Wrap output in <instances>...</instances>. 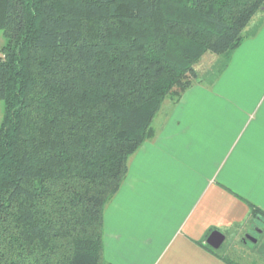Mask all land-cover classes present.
<instances>
[{
	"label": "trees",
	"instance_id": "trees-1",
	"mask_svg": "<svg viewBox=\"0 0 264 264\" xmlns=\"http://www.w3.org/2000/svg\"><path fill=\"white\" fill-rule=\"evenodd\" d=\"M262 10L264 0H0V264H112L104 211L130 158L166 98L194 85L202 56L228 65Z\"/></svg>",
	"mask_w": 264,
	"mask_h": 264
},
{
	"label": "crops",
	"instance_id": "crops-1",
	"mask_svg": "<svg viewBox=\"0 0 264 264\" xmlns=\"http://www.w3.org/2000/svg\"><path fill=\"white\" fill-rule=\"evenodd\" d=\"M245 32L222 77L164 103L130 158L104 211L108 263L243 264L207 235L264 223L250 206L264 212V10Z\"/></svg>",
	"mask_w": 264,
	"mask_h": 264
},
{
	"label": "rangeland",
	"instance_id": "rangeland-1",
	"mask_svg": "<svg viewBox=\"0 0 264 264\" xmlns=\"http://www.w3.org/2000/svg\"><path fill=\"white\" fill-rule=\"evenodd\" d=\"M6 42L3 30L0 29V47ZM226 59L223 56H218L213 53H205L200 61L195 65L197 77L194 79V84H209L222 77L227 68ZM168 96L164 101L165 105H170L176 102L175 93ZM4 116V103L0 101V124ZM157 131H155L156 134ZM247 227H249L247 231ZM246 228L233 229L231 234L225 236L226 242L221 251L231 257H234L243 264H264V223L257 224L249 221ZM246 229V230H245ZM220 249V248H219Z\"/></svg>",
	"mask_w": 264,
	"mask_h": 264
},
{
	"label": "water",
	"instance_id": "water-1",
	"mask_svg": "<svg viewBox=\"0 0 264 264\" xmlns=\"http://www.w3.org/2000/svg\"><path fill=\"white\" fill-rule=\"evenodd\" d=\"M224 241L225 236L219 231L213 232L207 239L208 244L215 249H219Z\"/></svg>",
	"mask_w": 264,
	"mask_h": 264
}]
</instances>
